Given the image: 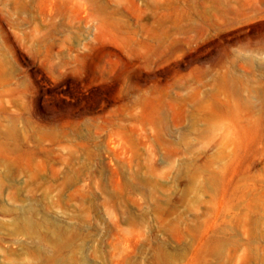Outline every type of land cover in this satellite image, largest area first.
Wrapping results in <instances>:
<instances>
[{"label":"rangeland","instance_id":"1","mask_svg":"<svg viewBox=\"0 0 264 264\" xmlns=\"http://www.w3.org/2000/svg\"><path fill=\"white\" fill-rule=\"evenodd\" d=\"M0 264H264V0H0Z\"/></svg>","mask_w":264,"mask_h":264}]
</instances>
